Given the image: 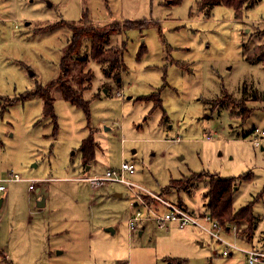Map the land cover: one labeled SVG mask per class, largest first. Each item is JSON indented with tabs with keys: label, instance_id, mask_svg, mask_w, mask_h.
Listing matches in <instances>:
<instances>
[{
	"label": "rangeland",
	"instance_id": "obj_1",
	"mask_svg": "<svg viewBox=\"0 0 264 264\" xmlns=\"http://www.w3.org/2000/svg\"><path fill=\"white\" fill-rule=\"evenodd\" d=\"M126 21L138 29L119 25L104 47L122 52L121 86L116 69L89 58L86 40L78 59H87L89 75L78 88L88 114L53 88L55 135L43 100L18 97L57 79L67 24ZM254 52H264V0L240 17L223 5L201 9L199 0H0V179L44 180L38 191L21 181L0 194V264H183L166 258L176 256L187 264H246L241 253L222 256L223 246L198 229L172 235L147 223L142 236L131 232L132 192L72 180L85 177L83 167L76 170L88 137L96 144L89 175L129 161L130 181L153 194L142 195L148 203L159 198L206 212L211 176L241 178L233 207L252 203L256 221L223 225L229 234L222 237L264 251V136L256 145L253 133L264 130V63L247 60ZM113 191L121 199L108 196ZM47 195L52 202L38 211ZM184 234L185 246L178 242Z\"/></svg>",
	"mask_w": 264,
	"mask_h": 264
},
{
	"label": "trees",
	"instance_id": "obj_2",
	"mask_svg": "<svg viewBox=\"0 0 264 264\" xmlns=\"http://www.w3.org/2000/svg\"><path fill=\"white\" fill-rule=\"evenodd\" d=\"M259 0H199V8L211 9L219 5L227 6L233 9L234 15L240 17L241 12L248 9ZM82 20V19H81ZM81 22V21H80ZM71 23V22H70ZM115 26L107 28L106 26H91L85 25L82 22V26L75 24H67V28L70 32L69 39L67 40L66 47L63 50L59 63V76L57 79L47 83L46 85L36 84L33 90L24 93L19 96L18 100L26 101L32 97H39L43 100L42 115L44 118H49L54 124L53 133L56 135L57 124L56 116L54 113V99L51 97L50 91L55 88L61 92V97L69 102L71 105L80 108L84 113L88 114V99L83 100L81 96V90L78 87L83 86L84 80L88 77L89 72L83 75L84 68L87 64V59H78L79 52L83 43L86 40H90V59L95 60L98 64H108L109 67L117 70V74L113 80L106 72H103L105 78H111L115 83L120 85L121 72H124L125 67L122 62L121 50L105 51L104 47L109 42V37L112 35V31L119 32V25L121 30L125 29H138L136 28V21H126L122 24L114 22ZM140 25V24H138ZM146 28V26H145ZM144 47V46H143ZM141 48L145 50V48ZM249 62H262L264 63V52H254L251 56L246 57ZM77 64L76 72L73 74L72 66ZM66 83H62V81ZM72 83V85L69 84ZM76 86V87H75ZM3 99L2 97H0ZM16 100V99H15ZM15 102V101H9ZM160 106L159 100L157 101ZM81 154V162L85 167L94 160L96 144L92 137L85 138L81 141L79 146ZM197 176V175H194ZM241 178H219L211 176L209 178L208 189L205 194V207L210 215L216 219L222 226H228L234 224L240 225L242 222L246 223L248 228H251L256 221V217L252 211V203H248L245 206L235 210L233 207V198L235 189L239 184ZM178 180H172L171 183H177ZM172 188H177L175 186ZM169 262L180 261L175 258H168Z\"/></svg>",
	"mask_w": 264,
	"mask_h": 264
},
{
	"label": "built area",
	"instance_id": "obj_3",
	"mask_svg": "<svg viewBox=\"0 0 264 264\" xmlns=\"http://www.w3.org/2000/svg\"><path fill=\"white\" fill-rule=\"evenodd\" d=\"M116 95L123 96L121 91H117ZM256 135L255 143L259 145L258 135L264 136V130L259 131L255 129L253 132ZM260 136V138H261ZM135 173V166L129 161H123L116 169H107L105 173L100 176H85L82 178H75L72 180L87 182L93 189L101 187L107 183H118L124 185L130 192L134 194L135 206L132 213L127 219V227L131 232L137 231L143 224H153L157 230L167 231L169 225L175 224L179 229L193 228L198 229L207 235L211 241L223 246L222 256H229L232 253H241L246 258V264H264V251L256 248L243 249L235 243L229 242L222 237V234L229 232L216 219H214L208 211L198 212L190 211L180 203L166 202L159 198V203H148L142 195H153L147 190L137 187L130 176ZM9 176L0 179V194L6 191V184L10 182H27L30 190L38 191L39 183L44 180H26L21 178L18 174L9 173ZM47 181V180H46ZM236 233L233 228L231 231ZM123 264H129L124 262Z\"/></svg>",
	"mask_w": 264,
	"mask_h": 264
},
{
	"label": "crops",
	"instance_id": "obj_4",
	"mask_svg": "<svg viewBox=\"0 0 264 264\" xmlns=\"http://www.w3.org/2000/svg\"><path fill=\"white\" fill-rule=\"evenodd\" d=\"M121 84L122 83H120V86H121ZM106 92V91H105ZM81 155V154H80ZM80 158H81V156H80ZM92 164H93V161L92 162H90V164L88 165V166H84V165H82V162H81V159L79 160V164H78V166H77V168H78V170H76V169H73V171L74 170H76V171H78V173H79V171H80V169H82V167H83V172H85L84 173V176H90L89 175V171L91 170V168H92ZM73 178H75V177H73ZM73 181H76V180H73ZM77 182H82V181H77ZM93 190H97V189H93ZM239 190V184L237 185V187H236V189H235V194H234V198H235V196H236V193H237V191ZM117 191H113L111 194H109L108 196H111V197H113V198H115V199H121V197H122V195L121 194H119V193H116ZM95 196H96V194L95 193H91L90 194V197L93 199V198H95ZM234 198H233V202H234ZM50 202H52V200L48 197V195H47V197H45L44 198V206L43 207H37L36 205H35V208L38 210V211H40V210H42V209H46V207H47V204L48 203H50ZM2 203H3V201H1V205L0 206H2ZM204 206H205V204H204ZM130 207V214L132 213V211H133V209H134V207H136L135 206V203H133L132 204V206H129ZM129 214V215H130ZM50 222V221H49ZM146 226H147V224L146 225H143V226H141V230H139V231H136L137 232V234H139V236H142L143 234H144V231H145V229H146ZM152 226V225H151ZM174 226V225H173ZM153 228H154V226H153ZM156 229V228H155ZM173 229V230H172ZM176 229H178L176 226L175 227H171V226H169V229L166 231V232H168V231H173V232H171L172 233V235H174L175 234V230ZM185 229H189V228H185ZM108 230V229H107ZM180 230H182V229H180ZM187 232H189L190 233V231H187ZM189 237H190V234H184V235H181V238H178V242L179 243H181V245H188V244H190V239H189ZM178 255H183V254H178ZM5 257H7L6 255H5ZM167 259L168 258H175V259H179L181 262H183V264H187V259L186 258H182V257H178V256H176V257H166Z\"/></svg>",
	"mask_w": 264,
	"mask_h": 264
},
{
	"label": "water",
	"instance_id": "obj_5",
	"mask_svg": "<svg viewBox=\"0 0 264 264\" xmlns=\"http://www.w3.org/2000/svg\"><path fill=\"white\" fill-rule=\"evenodd\" d=\"M0 205H1V201H0ZM43 206H44V198H41L39 201H37V207H43ZM108 230H111V229H108Z\"/></svg>",
	"mask_w": 264,
	"mask_h": 264
}]
</instances>
